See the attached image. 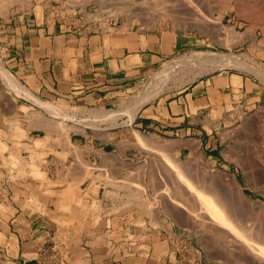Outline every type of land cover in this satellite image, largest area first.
Returning <instances> with one entry per match:
<instances>
[{"label": "crops", "instance_id": "0c3cea01", "mask_svg": "<svg viewBox=\"0 0 264 264\" xmlns=\"http://www.w3.org/2000/svg\"><path fill=\"white\" fill-rule=\"evenodd\" d=\"M193 45L175 30L61 21L50 10L0 20V66L16 83L0 73V253L9 263L208 264L191 234L131 197L138 192L130 182L141 186L145 146L161 139L175 156L198 148L213 161L222 145L215 131L264 104L252 79L222 71L140 107L127 127L143 144L112 141L111 153L97 138L72 130L67 137L66 120L35 102L106 106Z\"/></svg>", "mask_w": 264, "mask_h": 264}, {"label": "rangeland", "instance_id": "374dc122", "mask_svg": "<svg viewBox=\"0 0 264 264\" xmlns=\"http://www.w3.org/2000/svg\"><path fill=\"white\" fill-rule=\"evenodd\" d=\"M31 9L36 13L50 10L61 21H122L175 30L193 38L192 48L147 72L106 106L71 109L66 104L63 109L36 102L66 120L67 137L72 130L83 140L97 138L106 153L112 152V141L129 139L131 148L143 144V136L132 134L127 127L139 111L130 120L126 109L169 66L173 69L165 76L166 86L141 108L180 92L200 77L222 71L248 76L264 91V0H0V20ZM206 52L233 54L245 66L211 69L210 64L195 60L189 61L188 67L182 64L185 56L191 59L193 53ZM197 71L200 74L196 75ZM245 112L233 117L228 128L221 127L213 134L222 142L213 161L198 148L193 154L175 156L171 147L170 152L164 149L166 141L161 139L159 144L145 146L147 171L145 180L139 179L141 186L130 182L131 189L138 192L131 197L155 207L180 231L191 234L208 264H264V104L254 112ZM41 175L30 173L36 179ZM78 206L86 211L81 203ZM2 254L0 264H12Z\"/></svg>", "mask_w": 264, "mask_h": 264}, {"label": "bare ground", "instance_id": "6f19581e", "mask_svg": "<svg viewBox=\"0 0 264 264\" xmlns=\"http://www.w3.org/2000/svg\"><path fill=\"white\" fill-rule=\"evenodd\" d=\"M9 1V0H8ZM195 53H193V55H194ZM193 55H191V59H186V56L184 57L185 59H181V61H183L182 62V64H189V61H190V63H193V61L195 60V61H198V63H201V64H210V66H212V67H210L211 69H214V68H216V67H218V66H221V65H229V64H236V65H242L243 63H242V61L240 62L239 61V58H238V60H237V58H236V56L235 55H233V54H222V53H212V52H210V54H208L207 52H206V55H205V53L203 54V53H197V54H195L194 56ZM206 56V58H204L205 56ZM190 56V55H189ZM188 56V57H189ZM193 60V61H192ZM192 61V62H191ZM199 61H201V62H199ZM180 63V62H179ZM178 63V64H179ZM181 64V63H180ZM179 64V65H180ZM176 65V64H175ZM195 65V64H194ZM244 65V64H243ZM242 65V66H243ZM172 66H174V65H172ZM187 67H188V65H186ZM199 66V65H198ZM198 66H196L195 65V67H198ZM200 66H202V65H200ZM203 66H205V65H203ZM245 66V65H244ZM243 66V67H244ZM175 67V66H174ZM190 67V66H189ZM240 67V66H239ZM171 68L173 69V67H170L169 66V68H166L165 69V71H163V73L159 76V77H157L156 76V78H155V81L153 82V84L150 86V88L147 90V91H145V93L143 92L141 95H139L138 97H135V99H134V101L132 102V104L129 106V107H127V105H126V107H127V109H126V111H128L129 112V114H130V116L128 117V118H130V120H131V118H133V116L138 112V110H139V108L144 104V103H146L147 101H149V100H151L152 98H154L158 93H160L162 90H163V88H164V86H166L165 85V79H166V75L168 76V72L169 71H171ZM206 68V67H205ZM201 69L203 70L204 68L203 67H201L200 68V71H201ZM0 70H1V72L3 73V75L4 76H6L7 78L6 79H8V81H9V83L12 85V86H15L16 87V83L13 81V79L8 75V73H6L2 68H0ZM204 71V70H203ZM194 73V72H193ZM199 72L197 71V73L195 72V74L197 75ZM200 74V73H199ZM194 75V74H193ZM35 102H37V101H35ZM40 103V102H39ZM40 105V104H39ZM43 105V104H42ZM46 106V104H44V106H41V107H45ZM48 107V106H47ZM47 107H45L44 109L45 110H48L47 109ZM123 107H125V106H123ZM55 108V107H54ZM57 108V107H56ZM51 109H53V108H51ZM50 109V110H51ZM56 110V109H55ZM123 110V109H122ZM52 112H53V110H51ZM50 111V112H51ZM49 112V111H48ZM59 112H62V111H59ZM121 112V111H120ZM112 114V113H111ZM128 114V113H127ZM65 116H66V114H65ZM114 116V115H113ZM69 117V116H68ZM112 117V116H111ZM66 119V118H65ZM38 143V142H37ZM230 182V181H229ZM230 184H231V182H230ZM129 188V187H128ZM242 193V192H241ZM240 193V195H243V193L241 194ZM73 197V196H72ZM240 200H242L241 199V196H240ZM235 203V202H234ZM68 206V205H67ZM67 206L65 205V207L67 208ZM64 207V206H63ZM64 207V208H65ZM63 208V209H64ZM154 221H156V220H154ZM153 221V222H154Z\"/></svg>", "mask_w": 264, "mask_h": 264}]
</instances>
